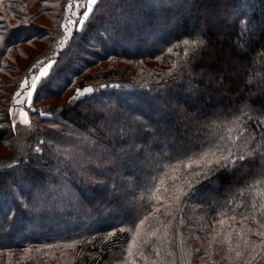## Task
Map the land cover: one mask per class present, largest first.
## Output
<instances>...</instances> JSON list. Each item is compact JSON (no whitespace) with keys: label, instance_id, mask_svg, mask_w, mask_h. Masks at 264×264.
<instances>
[{"label":"trees","instance_id":"trees-1","mask_svg":"<svg viewBox=\"0 0 264 264\" xmlns=\"http://www.w3.org/2000/svg\"><path fill=\"white\" fill-rule=\"evenodd\" d=\"M140 1L99 0L84 20L88 0H0V264H264V0ZM135 7L153 31L147 47L187 23L153 51L127 53L145 31L123 21ZM197 39L195 49L182 43ZM42 59L53 63L29 126L12 109ZM186 83L196 97L182 104L175 134L136 110ZM126 91L123 113L115 103ZM217 148L255 155L189 176L181 161ZM100 185L93 210L85 192ZM181 187L187 195L175 204ZM228 225L231 247L220 243ZM138 227L143 246L129 256Z\"/></svg>","mask_w":264,"mask_h":264},{"label":"rangeland","instance_id":"rangeland-1","mask_svg":"<svg viewBox=\"0 0 264 264\" xmlns=\"http://www.w3.org/2000/svg\"><path fill=\"white\" fill-rule=\"evenodd\" d=\"M162 4L166 3V5H168V0H161ZM141 7L146 9L148 8V6H151L153 4L158 3V0H141ZM160 2V1H159ZM155 6V5H154ZM245 10V7L242 9V11ZM140 9H137L135 7L134 10H131V15H125L123 17V21L126 23L127 21H129L128 23L131 25V28H133L136 24H139V29L143 30L144 28L141 26V20H142V16H141V12L139 13ZM194 12H188L187 16H193ZM204 15V12H203ZM72 17H70L68 19L67 22V33H71L72 28H73V23H74V16L73 13L71 14ZM137 17H139V19H137ZM122 22V21H121ZM186 20H181L178 28H173V32H166L164 34H160L158 36V40H156L152 46L147 47V38L149 36L150 33H152L153 31L151 29L147 30L144 29V35L143 38L139 41L134 40V44H137L136 47L135 46H129V49H125V51H127V53H131V52H147V51H153L154 49H156V45H159L161 43H163V40L168 39L171 35L174 34H179L183 27H185L184 25H186ZM135 31V30H133ZM125 36H127V33H125ZM68 35L66 37L63 38L61 44L59 46H62L63 43L67 40ZM120 38V37H119ZM139 44V46H138ZM114 47V46H113ZM122 48V47H121ZM124 51V50H123ZM43 59L39 62V69L38 71L34 72L27 80V85L25 83L24 84V89L19 93L17 99H16V103L15 106L12 109V114L13 117L16 121H22L21 118V111L26 112L28 114V119H30V115L28 112V107H30L32 105V99H33V94H34V90L31 88L32 83L35 81V84L37 85L38 81L42 78L40 76V72L46 68V66L48 64L53 63V61H47L45 63H42ZM50 68L48 69L49 72ZM36 77H40L39 80H36ZM25 82V81H24ZM186 84H184V87H173L168 94H165V96H163L161 99H154V97H152L150 95V103L152 105V109L148 110V107H146L143 102H139L136 105V110L142 113H146L147 115H149L150 118L154 119L157 123L160 129H162V131L164 132H169L172 134H175L177 130H180V128H182V124L179 118V110L182 109V104L183 105H187V103L189 102H193L195 101V97H196V93H194L193 88L187 87ZM194 88H200L198 85H193ZM85 90V89H84ZM84 90H82L81 92H83V94L85 93ZM31 91L32 95L29 98L27 93ZM122 98H120V101L116 102L115 105L117 107L121 108V112L124 113V111H128L129 112V108H128V102L130 100V95L129 93L126 91L125 93H121ZM153 94V93H152ZM55 100H58V102L60 103H65L67 100V97H61L59 96L58 98H56ZM54 100V101H55ZM205 100V98H204ZM17 101H20L19 103ZM206 102V101H205ZM204 104V102H203ZM0 143V154H6L7 151L4 149ZM135 168V165H130V167L128 168V170H133ZM106 185H100L98 187V189H88L85 194H86V200L92 203V209L93 210H97L98 205L101 204V201L99 199H97L96 195L97 192L99 191H104L103 189H105ZM41 187V185H37L36 187V191L37 189H39ZM83 190H86L87 188L85 187V185H82ZM4 190L5 192L9 191V187L8 186H4ZM99 190V191H98ZM108 194V193H107ZM108 196H110L108 194ZM69 199H71V196L69 195L68 198L66 199L65 202H67ZM80 207V206H79ZM119 213L120 211L122 212L123 215H130L129 214V207L128 206H121L119 209ZM88 214L92 213L91 209H87L86 211ZM75 213L79 214V210L76 209ZM63 215V213H62ZM57 215L55 218L61 217L62 216ZM55 216V214L53 215ZM52 219V218H51ZM77 220L74 219L73 221H67L65 224H60L61 226L59 227H63V228H67V229H71L74 227V225L76 224ZM96 224L98 225H103L104 222L99 221L96 222ZM67 226V227H66ZM58 229V227H55Z\"/></svg>","mask_w":264,"mask_h":264},{"label":"snow or ice","instance_id":"snow-or-ice-1","mask_svg":"<svg viewBox=\"0 0 264 264\" xmlns=\"http://www.w3.org/2000/svg\"><path fill=\"white\" fill-rule=\"evenodd\" d=\"M99 2V0H88V4H87V10L84 12L83 14V18L84 20H87L89 18V14L92 12L93 10V6H95L97 3ZM69 7H71V5H69ZM82 23V22H81ZM3 36H0V42L3 41ZM183 45H188L190 46L192 49H195L197 47L202 46L203 41L197 39V40H185L182 42ZM169 52L172 51V49L168 50ZM187 55V51L185 53ZM51 64H48L46 66L45 69H43L40 72V76H47L48 74V69L51 68ZM40 77H36V80H39ZM27 85V80H25L24 82ZM36 87L35 81L32 83L31 88L34 90ZM92 89H85L84 92H91ZM17 95H19V93H17ZM28 97L30 98L32 95V92L29 91L27 93ZM78 95H83V92H80L78 90ZM73 99H76V97H73ZM18 103L20 101H17ZM43 114V113H42ZM21 118H22V123L25 125H29L30 126V120L28 119V114L26 112L21 111L20 113ZM229 131H232L231 129ZM235 139H239V136L235 137ZM217 151H220L219 148H217L216 150L213 149H208L204 152H201L199 154H195L192 156H189L185 161H181V163L183 164V166L187 169H193L192 172L189 173V176L192 177H196V176H201V174H204V177L206 178L207 176V171L209 170H214L212 169V165H216L217 167H227L229 165L235 166V164L237 163V161H243L247 158H251L253 155H255L254 151H249L246 154H241L239 156H234L233 152L231 150L228 151V154L225 155L222 151L220 152V155H217ZM172 171L173 172H178L179 169L176 166H172ZM173 180H177L179 179V177L177 176H172L171 177ZM161 183H163V181H161ZM188 185L191 187L192 185V181L188 180L187 181ZM258 183H262L264 184V180L258 181ZM173 193L175 196L174 199V203L175 204H179L180 201L182 200V198L184 196L187 195L186 192L183 191V187L179 188V189H173ZM264 210V209H262ZM235 217H233L234 219ZM253 219H255V216L252 217ZM148 218L145 217L143 220L140 221V225L143 226V224L145 223V221ZM220 224H224L225 221L223 219H221L219 221ZM229 231L224 233L223 236H221L220 233H217V236H221V240L220 243L222 245H227L228 247H231V225H228ZM249 231H251L249 229ZM261 236H264V225H261V231L258 233ZM151 235L153 237H155L157 235L156 231L151 232ZM217 239V237H212V240L215 241ZM147 242V241H145ZM143 246V243L140 241V229L139 227L137 228V232H136V236L133 237L129 250H128V255L132 256V247L134 246ZM142 255V254H141ZM237 255L239 256L240 253L237 252ZM260 256H264V252H260L259 253Z\"/></svg>","mask_w":264,"mask_h":264}]
</instances>
